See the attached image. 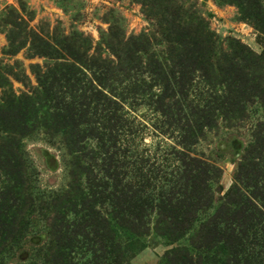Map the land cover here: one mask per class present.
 Wrapping results in <instances>:
<instances>
[{"label":"rangeland","instance_id":"374dc122","mask_svg":"<svg viewBox=\"0 0 264 264\" xmlns=\"http://www.w3.org/2000/svg\"><path fill=\"white\" fill-rule=\"evenodd\" d=\"M65 64L84 67L88 78L98 68L113 70L116 91L135 92L132 97L137 101L124 107L133 150L127 169L133 182L149 180L148 195L169 190L185 163L200 158L219 168L213 205L224 202L219 198L232 187L237 164L254 134V151L243 160L249 177L239 188L247 217L253 213L258 227L264 226V197L257 198L251 186L256 183L258 192L264 193V95L242 98L254 89V80L263 84L264 91V0H0V145L18 137L17 156L24 166L12 163L5 155L8 148H1L0 229L6 232L0 236V264H68L67 260L69 264H161L167 250L187 244L185 237L192 234L176 242L158 236V216L153 211L148 234L130 240L129 233L119 229L115 241L120 248L107 241L106 259L97 254L100 233L91 232L71 244L61 237L65 229L73 236L74 228L83 225L70 210L80 209L73 198L87 188L85 178L69 169L72 158L69 165L62 161V134L48 143L49 134L41 129L26 135L7 132L18 129L19 122L8 115L15 97L28 100L34 110L35 95H42L40 80L48 76V81L56 82L62 68L68 72ZM124 83L127 90L120 88ZM178 88L183 95L170 100H179L173 108L177 106L180 116L176 117L182 118L173 124L162 112L169 96L158 100L156 95H172ZM217 97L222 103L213 109L217 117L211 126L198 134L195 145L182 149L180 125L187 121L183 114ZM239 97L242 107L226 109ZM110 198L103 203L104 212L112 209ZM127 219L132 216L123 211V221ZM113 223L114 230L118 225ZM257 234L261 250L264 232ZM248 235L247 242L252 234ZM121 250L120 260L116 256Z\"/></svg>","mask_w":264,"mask_h":264},{"label":"trees","instance_id":"16d2710c","mask_svg":"<svg viewBox=\"0 0 264 264\" xmlns=\"http://www.w3.org/2000/svg\"><path fill=\"white\" fill-rule=\"evenodd\" d=\"M65 65L68 72L64 73L62 68L56 82L48 81V76L40 80L43 90L38 91L42 94L41 97L38 93L35 95L34 110L25 102L28 100L22 96L15 97L14 108L8 115H14L12 119L19 122L18 129L11 128L7 132L12 136L14 133H9L13 130L21 132L22 135L33 130L37 133L42 130L46 135L49 134L46 139L48 143L51 142L52 136L62 134V161L69 165L72 158V166L69 169H75L85 178L84 184L87 188H83L86 190L80 189L73 198L76 206L80 204V209L70 210L74 213V218L79 216L83 225L80 222L76 228L78 230L74 228L73 236L65 229L61 237L68 239L71 244L79 237L86 239L91 232L96 236L100 233L97 254L106 259L103 254L104 245L107 246V241L116 245L115 234L120 232L119 229L129 233L130 240H133L134 236L140 237L142 233L148 234L149 217L155 211L158 216L156 228L160 230L156 231L158 236L176 242L192 232L191 236L185 237L187 244L175 245L167 250L161 264H264V246L261 250L257 249V232H264V226L258 227L259 221L253 213L247 217L245 202L242 199L244 193L239 188L249 177L250 172L246 171L247 163L243 160L250 151H254L253 142L257 140L254 134L251 135L252 142L246 150L247 154L237 164L232 187L224 197L219 198L220 201L225 198L224 202L215 207L213 205V186L217 185L219 168L200 158H193V161L185 163L182 175L174 179V185L169 190L166 188L158 194L148 195L146 185L150 186L149 180L139 178L133 182L127 169L133 150L128 143L127 137H131V131L124 107L125 103L132 106L134 101H137L138 98L132 97L135 92L116 91L118 88L113 82V70L98 68L92 71L94 78H88L89 72L84 67ZM118 84H121V80ZM127 84L124 83L120 88L127 90ZM252 84L254 89H249L242 98L249 97L250 94L253 97L264 95V91L260 90L263 88L262 83L254 80ZM178 93L183 95L182 88L175 90L172 95L167 92L157 94L156 99L164 100V97L169 96L170 100ZM242 98L229 102L231 107L226 106V109L235 111L242 107L239 105ZM178 102L177 99L166 102L167 107L162 111L168 115V119L165 116L167 121L173 124L182 118L176 117L180 116L176 112L177 106L173 108ZM217 103H222L219 97L183 114L187 121L180 125L184 131V136L179 141L182 149L195 145L198 134L207 126H211V122L217 117L213 110L217 108ZM197 107L202 109L197 110ZM256 135L259 136L260 133L257 132ZM3 146L8 148L5 155L11 162H16L23 168V161L17 156L20 150L18 137ZM3 146L0 145V156L3 154ZM95 180L99 182L95 183ZM251 186L257 190L254 192L257 198L264 197V193L258 192L260 189L256 183L253 182ZM236 194H239L240 198H236ZM110 196L113 197L114 204L110 203L112 209L104 212L103 203L111 200ZM154 201L156 202L152 203ZM210 209L212 212L203 216ZM123 211L132 216L126 223L123 221ZM3 212L4 208L0 206V214ZM113 222L118 225L117 232L116 229L113 230ZM144 228L145 231L142 230ZM5 232L4 228L0 229V236ZM249 233L252 236L247 242ZM56 246L62 245L57 243ZM116 247L120 248L119 243ZM123 255L124 250H121L116 258L120 257L121 260ZM66 262L69 264L68 260Z\"/></svg>","mask_w":264,"mask_h":264}]
</instances>
